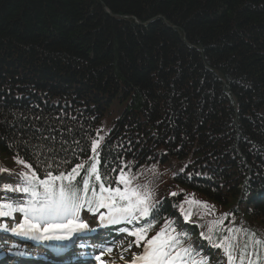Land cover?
<instances>
[{"label":"trees","instance_id":"16d2710c","mask_svg":"<svg viewBox=\"0 0 264 264\" xmlns=\"http://www.w3.org/2000/svg\"><path fill=\"white\" fill-rule=\"evenodd\" d=\"M0 155L4 202L77 164L88 201L137 190L149 215L115 221L141 246L195 251L197 218L264 235V0H0Z\"/></svg>","mask_w":264,"mask_h":264},{"label":"snow or ice","instance_id":"6c2138e0","mask_svg":"<svg viewBox=\"0 0 264 264\" xmlns=\"http://www.w3.org/2000/svg\"><path fill=\"white\" fill-rule=\"evenodd\" d=\"M100 147L98 140L92 141V152L95 154ZM93 160L96 159L94 155ZM55 163V161H53ZM83 164H77L71 169V172H59V175H53L51 170L46 172L45 179H39L36 172L31 175H24L25 186L15 189L17 192L28 195L29 199L26 204L13 205L10 203L0 204V217H9L13 212L23 213V222L19 223L17 228H13L12 232L17 235L30 236L34 240H67L74 232H78L87 228V224L78 222V213L81 211L83 204L87 203L91 211L92 204L98 207L108 208L110 222H115L117 214H126L131 219H136L135 213L139 212L141 216L149 215V208L146 205L147 197H141L135 189L125 188H106L104 184L100 185V195L95 197L93 201L81 200L79 190L75 188L72 182L78 176L79 169L83 168ZM97 164L92 163L88 169L89 174H95ZM95 179L99 181L100 175H96ZM59 181V185L56 182ZM67 181V183H65ZM120 181L127 184L121 174ZM84 189L89 187L87 178L83 180ZM131 192V196L129 195ZM104 193H108L107 196ZM173 196L177 195L172 193ZM95 196V194H94ZM135 197V200L132 199ZM118 201H127L126 204L118 205ZM6 209V210H5ZM106 219L103 215L101 220ZM187 219V216L185 217ZM148 229L141 228L136 232L129 233L137 237L136 244L140 246V241L146 236ZM174 231V229H173ZM178 244V240L166 235V230L161 229L157 235L151 239H147L144 246V254L137 259L142 264H183V254H187L189 249H183L181 252L173 255L172 249ZM221 245H216L220 247ZM110 251V249H106ZM233 257L229 254L228 260L231 264ZM96 260L99 264H105L102 256H97ZM199 264V262H194Z\"/></svg>","mask_w":264,"mask_h":264},{"label":"rangeland","instance_id":"374dc122","mask_svg":"<svg viewBox=\"0 0 264 264\" xmlns=\"http://www.w3.org/2000/svg\"><path fill=\"white\" fill-rule=\"evenodd\" d=\"M1 163L2 156L0 155V164ZM77 215L78 221H80L82 219V217L80 216V212ZM102 215L104 216V214L102 213L100 217ZM100 217L97 218L95 224H106L105 222L101 221ZM119 240H110V245L108 246L110 247V251L107 253L111 255L112 260L120 261V264H124L122 258L127 257V261H129L131 256L130 253H127V247L131 245V239L127 235L122 234ZM229 242L230 245L228 252L233 257L231 264H264V245L256 249L255 246L259 245V243L255 237L253 238L252 236H248L246 238L240 229H234L230 232ZM245 247L247 248L245 249ZM241 248H244L242 252L240 251ZM183 249L184 248L182 247L179 250H172L173 255H176V253L181 252V250ZM133 251L136 252L137 248L133 247ZM181 254L183 255V264H194V262H196V260L192 259L189 254ZM259 254H261V256H256ZM109 264H114V262H110ZM226 264H229L228 259Z\"/></svg>","mask_w":264,"mask_h":264},{"label":"bare ground","instance_id":"6f19581e","mask_svg":"<svg viewBox=\"0 0 264 264\" xmlns=\"http://www.w3.org/2000/svg\"><path fill=\"white\" fill-rule=\"evenodd\" d=\"M25 256H21V259H23ZM84 257V255L81 257V258H83ZM85 263V261H75V262H71V263H69V264H84ZM37 264H46V261H45V259L44 258H41L38 262H37ZM98 264H99V262H98Z\"/></svg>","mask_w":264,"mask_h":264}]
</instances>
